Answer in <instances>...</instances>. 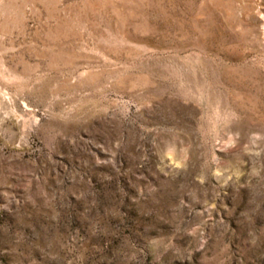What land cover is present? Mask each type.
<instances>
[{
    "label": "rangeland",
    "instance_id": "obj_1",
    "mask_svg": "<svg viewBox=\"0 0 264 264\" xmlns=\"http://www.w3.org/2000/svg\"><path fill=\"white\" fill-rule=\"evenodd\" d=\"M0 264H264V0H0Z\"/></svg>",
    "mask_w": 264,
    "mask_h": 264
}]
</instances>
